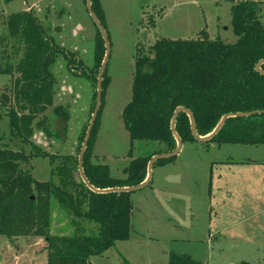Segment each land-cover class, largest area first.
Instances as JSON below:
<instances>
[{"label": "rangeland", "instance_id": "rangeland-1", "mask_svg": "<svg viewBox=\"0 0 264 264\" xmlns=\"http://www.w3.org/2000/svg\"><path fill=\"white\" fill-rule=\"evenodd\" d=\"M97 1L109 45L108 83L90 162L108 166L112 178L122 179L131 159L162 149L154 143L134 142L131 156L128 154L129 134L121 116L131 99L135 59L147 55L159 39L191 40L204 33L209 40L234 43L233 4L230 0ZM22 12H32L46 35L58 47L76 53L88 70L89 78L78 68L67 66L62 56L56 57L50 69L53 105L36 116L35 124L52 119L53 107L60 104L68 108L66 130L62 135L63 120L57 115L50 130H57L60 140L50 138L46 126H34L33 132L46 137L47 146L41 148L48 154L75 158L78 137L89 125L97 92L100 67L91 70L96 30L85 0H0V95L11 99L24 45L19 36H9L6 21L9 15ZM260 18L264 26V4ZM6 64L8 74L2 73ZM0 148L31 153L29 145L11 137L8 116L1 108ZM52 167L48 159L40 157L20 164V169L38 182L50 180ZM130 199L128 240L92 257L91 264H168L170 254L189 256L196 264H264V144L185 143L175 161L155 167L149 185ZM52 218V235L73 232L57 208ZM45 246L41 238L0 236V264H45Z\"/></svg>", "mask_w": 264, "mask_h": 264}, {"label": "trees", "instance_id": "trees-1", "mask_svg": "<svg viewBox=\"0 0 264 264\" xmlns=\"http://www.w3.org/2000/svg\"><path fill=\"white\" fill-rule=\"evenodd\" d=\"M230 1L233 4L230 12L232 33L236 38L234 43L209 40L204 33L202 38L191 40L159 39L149 48L147 55H138L135 59L131 99L123 107L121 116L129 134L128 154L131 156L134 142L154 143L162 149L131 159L123 170L122 179L112 178L108 166L90 162L99 109L82 159L84 176L94 190L130 188L143 183L149 160L176 148L170 124L178 108L191 113L199 137L211 134L227 114L264 111V76L254 70L258 62L264 61V26L260 18L264 1ZM91 7L104 29L98 1L91 0ZM6 26L10 37L19 36L22 40L24 54L17 68L20 76L15 84V94L12 99L1 94L0 108L8 116L11 137L29 145L31 153L26 155L23 150L0 148V236L43 239L46 264H91V257L102 256L116 242L128 240L132 213L130 196L133 193H95L79 177V153L75 158L50 155L41 148L47 146L46 137L42 132L33 134L34 126L42 129L46 126L45 133L60 140L57 130H50L51 123H55L57 115L61 116L62 135L67 124L68 108L60 104L53 107L52 119L35 124L36 116L53 105L54 76L50 69L56 57L62 56L67 66L78 68L87 78L88 70L76 53L58 47L46 35L32 12L9 15ZM94 28L96 41L91 70L96 71L105 47L99 31ZM5 67L2 73H10V67L7 64ZM105 69L100 108L108 83ZM260 69L264 72V64ZM93 101L90 113H93L96 97ZM263 122L264 114L230 118L208 143L264 144ZM87 128L88 124L81 129L78 152ZM175 131L182 145L196 143L186 114L177 116ZM35 157L46 158L54 166L50 170V180L38 182L20 169L21 163ZM175 159L158 161L153 169ZM54 208L69 221L73 228L71 234L62 231L51 234ZM168 264L196 263L189 256L170 254Z\"/></svg>", "mask_w": 264, "mask_h": 264}, {"label": "water", "instance_id": "water-1", "mask_svg": "<svg viewBox=\"0 0 264 264\" xmlns=\"http://www.w3.org/2000/svg\"><path fill=\"white\" fill-rule=\"evenodd\" d=\"M85 7H86V11H87V14H88L91 22L94 24V26L99 31V33L103 39L104 47H105V56H104V59H103L101 66H100L99 73H98V84H97L96 101H95L94 110H93L91 119L89 121L88 128L86 130L84 141L82 143V146H81L79 154H78V174H79V177H80L81 181L83 182V184L89 190H91L95 193H104V194H106V193H135L136 191H139V190L143 189L144 187L148 186L150 183L154 164L158 161H161V160H168V159L176 158L181 151L182 142L177 137L176 131H175V121H176L177 116L180 113H184L188 116V118L190 120L191 135H192L193 140L196 143H208L220 131V129L225 124V122L230 118H246V117H250V116H256V115H263L264 114V111H255V112H251V113L227 114V115L222 117L219 124L217 125V127L214 129V131L211 134H209L205 137H199L196 135L195 125H194V121H193V117H192L191 113L184 108H178L174 112L172 120H171V124H170L171 133L176 139V148L171 153L156 155V156H153L149 160L148 165H147V177L143 183L139 184L138 186L130 187V188L109 189V190H103V191L94 190L89 185V183L87 182V180L84 176L83 169H82V159H83L84 152L87 148V144H88V141H89V138L91 135V131L93 129L94 123H95L96 118H97V114H98L99 109H100L101 81H102V75H103L104 69L106 67L107 59H108L109 45H108V39H107V35L105 33V30L103 29V27L101 26V24L99 23V21L97 20V18L95 17V15L92 11L91 0H86ZM263 64H264V61H260L254 67L255 72L261 76H264V72L261 71V69H260L261 65H263Z\"/></svg>", "mask_w": 264, "mask_h": 264}, {"label": "crops", "instance_id": "crops-1", "mask_svg": "<svg viewBox=\"0 0 264 264\" xmlns=\"http://www.w3.org/2000/svg\"><path fill=\"white\" fill-rule=\"evenodd\" d=\"M43 256L46 258V253L43 254ZM92 258V257H91ZM46 264V263H45Z\"/></svg>", "mask_w": 264, "mask_h": 264}]
</instances>
